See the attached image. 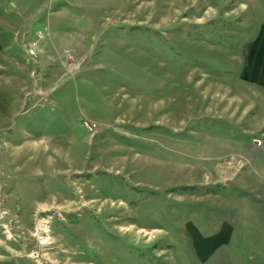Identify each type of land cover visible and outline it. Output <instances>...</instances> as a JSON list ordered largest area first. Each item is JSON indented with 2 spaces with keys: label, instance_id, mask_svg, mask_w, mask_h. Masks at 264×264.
Here are the masks:
<instances>
[{
  "label": "rangeland",
  "instance_id": "rangeland-1",
  "mask_svg": "<svg viewBox=\"0 0 264 264\" xmlns=\"http://www.w3.org/2000/svg\"><path fill=\"white\" fill-rule=\"evenodd\" d=\"M30 12L14 52L41 34L34 73L0 129V264H264V82L240 77L250 49L264 75V0Z\"/></svg>",
  "mask_w": 264,
  "mask_h": 264
},
{
  "label": "crops",
  "instance_id": "crops-1",
  "mask_svg": "<svg viewBox=\"0 0 264 264\" xmlns=\"http://www.w3.org/2000/svg\"><path fill=\"white\" fill-rule=\"evenodd\" d=\"M12 1L13 0H10L9 2L11 3ZM32 1L33 2H30V0H16V5L15 7L13 6L16 10L10 7L5 8L4 4L2 5L0 3V34H4V37H0V129L11 127L10 119L22 109L25 103V97L23 96L26 92H29V90H24L26 84L20 82L19 78L22 74L21 71L26 73V75L28 73L30 76V78H27L28 80H31V76L34 73V69L30 68L33 61L32 59V62L30 61V57H28L27 53H25L26 59L22 54L20 55L18 52H14L17 43L16 40L18 39L16 35L21 31V21L23 20L21 15L24 14L27 16L28 14H32L30 9L33 6L34 8L35 6L37 7V0ZM28 19L29 17L25 19L24 22L27 23ZM58 29L54 32L52 31L54 38H59L60 29ZM26 31L27 29L24 30V33ZM5 34L7 36H5ZM252 50L253 49L249 50L250 55L248 56L252 61L248 64L249 66L246 67V70H243L242 73L240 72V77L254 82H264V75L259 71L258 63L253 60L254 56L251 55V53L253 54L255 52V54H258L259 52ZM260 73L263 76L260 75ZM45 115L46 114H44V118H47ZM29 135V138H32V135Z\"/></svg>",
  "mask_w": 264,
  "mask_h": 264
},
{
  "label": "built area",
  "instance_id": "built-area-1",
  "mask_svg": "<svg viewBox=\"0 0 264 264\" xmlns=\"http://www.w3.org/2000/svg\"><path fill=\"white\" fill-rule=\"evenodd\" d=\"M40 37H41V34H39L36 38L31 39V40L26 42V48L25 49H26L27 55L29 57H35L36 52L38 51V45H39L38 44L39 43L38 38H40ZM83 123H84V126L86 128H88V129L92 128V124L93 123L88 122L87 120H84ZM254 141L256 143H260L261 142L259 138H254Z\"/></svg>",
  "mask_w": 264,
  "mask_h": 264
},
{
  "label": "bare ground",
  "instance_id": "bare-ground-1",
  "mask_svg": "<svg viewBox=\"0 0 264 264\" xmlns=\"http://www.w3.org/2000/svg\"><path fill=\"white\" fill-rule=\"evenodd\" d=\"M38 227H41V226H38ZM41 228H42V227H41ZM41 228H39V230H40ZM43 228H44V227H43ZM43 228H42V229H43Z\"/></svg>",
  "mask_w": 264,
  "mask_h": 264
}]
</instances>
